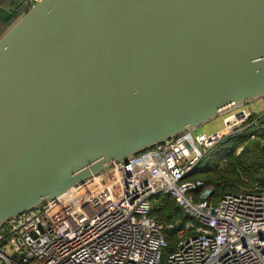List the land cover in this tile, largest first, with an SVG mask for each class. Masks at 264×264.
Here are the masks:
<instances>
[{"label": "water", "instance_id": "water-1", "mask_svg": "<svg viewBox=\"0 0 264 264\" xmlns=\"http://www.w3.org/2000/svg\"><path fill=\"white\" fill-rule=\"evenodd\" d=\"M33 2L0 37V230L264 98V0Z\"/></svg>", "mask_w": 264, "mask_h": 264}, {"label": "built area", "instance_id": "built-area-1", "mask_svg": "<svg viewBox=\"0 0 264 264\" xmlns=\"http://www.w3.org/2000/svg\"><path fill=\"white\" fill-rule=\"evenodd\" d=\"M224 115L221 130L189 131L116 162L4 227L0 264H264V190L214 202V191L196 178L213 150L257 124L244 107ZM166 199L189 217L182 228L153 217Z\"/></svg>", "mask_w": 264, "mask_h": 264}, {"label": "trees", "instance_id": "trees-1", "mask_svg": "<svg viewBox=\"0 0 264 264\" xmlns=\"http://www.w3.org/2000/svg\"><path fill=\"white\" fill-rule=\"evenodd\" d=\"M29 8L26 7L23 12ZM18 15L9 18L8 22ZM255 121L256 125L217 147L199 164L196 178L203 180L206 187L214 189L212 201L216 202L226 193L264 190V113L253 114L249 123ZM253 134L255 139H251ZM153 217L161 223H180L181 228L189 220L172 199H166L162 205H158ZM177 240L176 232L168 236L167 252L175 249Z\"/></svg>", "mask_w": 264, "mask_h": 264}, {"label": "rangeland", "instance_id": "rangeland-1", "mask_svg": "<svg viewBox=\"0 0 264 264\" xmlns=\"http://www.w3.org/2000/svg\"><path fill=\"white\" fill-rule=\"evenodd\" d=\"M29 2L28 3H26V5H25V3H24V5H23V8L20 10V12L18 13L19 15L20 14H22L23 13V10L26 8V7H28V6H32L35 2H33V0H28ZM22 2H27V0H22ZM4 4H6L7 6H9L10 5V3H8L6 0H3L2 1V3H1V6H0V37H1V35L8 29V27L17 19V17L19 16H17L14 20H12L11 22H8L6 19V16H2V15H4V14H2L3 12L1 11V10H3L5 7V5ZM4 5V6H3ZM4 11V10H3ZM244 108H247V109H249L250 110V108H249V104L248 105H246V106H244ZM261 115V114H260ZM221 118V119H220ZM226 118V115H223V116H221V117H219V118H217V119H215V120H213L212 122H210L209 124H207V125H209L208 127H202V128H200V129H198V130H196V131H194L196 134H202V133H212V132H216V131H219V130H221L223 127H221L220 129H215V128H217L218 126H220V123H221V121H222V126H223V121H224V119ZM212 128H214V129H212ZM240 150H241V148H239V150H238V152H240ZM210 189H212L213 191H214V189L213 188H210Z\"/></svg>", "mask_w": 264, "mask_h": 264}, {"label": "flooded vegetation", "instance_id": "flooded-vegetation-1", "mask_svg": "<svg viewBox=\"0 0 264 264\" xmlns=\"http://www.w3.org/2000/svg\"><path fill=\"white\" fill-rule=\"evenodd\" d=\"M8 3H10L9 6H7L6 4H4L3 6L5 7L4 8V11L2 14V16H6V20L8 21L9 18H12L14 16H16V14H18L20 12V10L23 8V5L25 3H28L29 1L27 0V2H22V0H6ZM1 6V4H0ZM2 7V6H1Z\"/></svg>", "mask_w": 264, "mask_h": 264}, {"label": "crops", "instance_id": "crops-1", "mask_svg": "<svg viewBox=\"0 0 264 264\" xmlns=\"http://www.w3.org/2000/svg\"><path fill=\"white\" fill-rule=\"evenodd\" d=\"M249 108L250 110L253 112V114L255 115H260V114H263L264 113V98L263 99H259V100H256L252 103L249 104ZM221 119V118H220ZM209 125H206L204 126L205 127H208ZM222 127V121L220 123V126H218L217 128L215 129H220ZM214 129V128H212Z\"/></svg>", "mask_w": 264, "mask_h": 264}]
</instances>
